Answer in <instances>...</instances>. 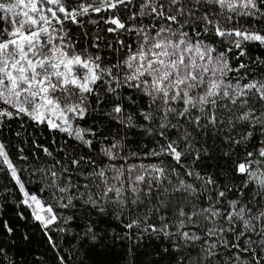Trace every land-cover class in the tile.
<instances>
[{"label":"snow or ice","instance_id":"snow-or-ice-1","mask_svg":"<svg viewBox=\"0 0 264 264\" xmlns=\"http://www.w3.org/2000/svg\"><path fill=\"white\" fill-rule=\"evenodd\" d=\"M102 12L109 14L107 18L100 17L109 25L105 31L116 37L115 45L107 43L106 47L116 52L126 50L123 58L111 65L103 64L99 55H93L87 49L77 51V42L66 28L67 22L83 27V17ZM121 13H124L123 18ZM239 18H251L264 24V0H139L138 3L137 0H0V123L6 118L27 117L37 124H47L51 129L66 133L91 149L93 140L87 137L95 136V133L81 128L76 121L88 114L89 96H95L97 103H102L97 92L102 83L116 100L109 115L127 127L137 125L132 115L126 113L123 89L147 99L140 116L149 126H139L150 134L155 130L164 141L148 155L158 159L171 157L181 167L182 160L188 156L193 157L194 164L202 154H207V149L196 148L193 132L201 135L231 133L242 126L248 131L239 134L240 139L231 135L223 139L233 144H245L254 133L264 137V80L241 83V78H236L233 83L228 74L239 73L246 65L241 63L233 69L226 54L218 52L209 43L213 37L227 39L241 50V55L245 54L242 45L247 42L264 45V29L239 25ZM234 20L239 26H224L231 25ZM99 22L89 20L95 25ZM120 36L131 37L132 43ZM101 40L99 34L92 38V46L97 52ZM231 50V47L227 49ZM123 99L135 103L131 97ZM171 130L177 134L175 139H169ZM120 150V141L101 149L109 161L123 160L124 163H109L90 174L93 179L98 177L104 188L100 195L97 186L96 199L89 191L86 203L97 206L104 201L124 209L129 203L133 206L143 205L145 201L151 204L156 192L154 210L159 213L161 208L175 206L168 200L169 188L165 187V183L172 185L171 176L178 180L171 191L189 194L181 199L190 202V197L196 194L197 190L180 178L174 167L165 166L163 160L150 165L127 164L131 157L120 156ZM256 155L264 158V147H259ZM253 156V152H248L246 162H240L236 171L248 177L245 187L254 182L258 186L255 195L264 199V171L258 173L254 168L255 164H264V160L251 159ZM89 162H92L90 158ZM73 164L79 165L80 160H73ZM0 166H6L19 185L23 203L32 208L34 219L45 229L56 224L60 217L53 205L45 204L25 189L3 142H0ZM185 174L202 180L203 186L215 184L211 177L205 179L195 171ZM51 175L54 180L58 178L55 171ZM73 186L69 181L59 188V192L67 193ZM53 187L57 185L53 184ZM217 195L225 197L226 193L219 191ZM161 196L164 198L160 199ZM59 199L67 201L60 205L67 208L72 206L74 197L61 196ZM227 203L230 209L226 215L214 206L203 209L193 206L191 212L180 207L174 212L178 218L177 230L186 224L210 221L213 226L207 230V235L220 236L221 246L237 249V264H261L264 260V206L253 212L249 204L239 200ZM219 217L228 227L216 226ZM147 219L148 215L137 218L127 227L175 235L168 231L165 216L158 215L159 228L146 224ZM238 222L242 223L239 232L236 230ZM4 227L12 232L6 222ZM229 233L233 234L232 242L227 239ZM252 233L259 239L254 240ZM180 235L191 240L200 239L196 235L189 236L187 231H181ZM241 238L247 242L243 247ZM49 241L55 248L51 237ZM215 247V243L209 247V254ZM244 253L246 257L242 255ZM58 260L60 264H66L63 256H58Z\"/></svg>","mask_w":264,"mask_h":264},{"label":"trees","instance_id":"trees-1","mask_svg":"<svg viewBox=\"0 0 264 264\" xmlns=\"http://www.w3.org/2000/svg\"><path fill=\"white\" fill-rule=\"evenodd\" d=\"M108 15L103 12L91 14L83 17V27L67 22L66 28L77 42V51L87 49L93 55H99L103 64L111 65L123 58L126 50L116 52L106 47L107 43L115 45L116 39L113 34L105 31L109 25L100 20L101 16L107 18ZM123 16L124 13H121V18ZM89 20L100 22L95 25L89 23ZM239 25L249 28L255 25L256 29H264V24L251 18H239ZM239 25L234 20L231 25L224 26ZM97 34L102 37L99 52L92 46V38ZM119 38L132 43L131 37ZM209 43L213 44L218 52L226 54L233 69L241 63L246 65L239 73L228 74L233 83L236 82V78H241V83L264 80V45L247 42L242 45L245 54L241 55V50L235 48L227 39L213 37ZM230 47L232 50L227 51ZM106 88L105 84L98 85L97 92L102 103L98 104L95 96H89L88 114L76 121L81 128L91 129L95 133V136L87 137L93 140L91 149L74 137L51 129L47 124H37L27 117L6 118L0 123V142L6 145L25 189L30 194L37 195L45 204H52L60 217L56 224L45 229L34 219L32 208L23 203V193L11 177L10 171L6 166H0L3 169L0 170V264H60L58 256H63L66 264H237L235 260L237 249L221 246L220 236L207 235V230L213 226L212 222L201 220L186 224L183 229L177 230L178 218L174 212L180 207H183L185 212H191L193 206L197 209L214 206L226 215L230 209L227 202L232 200L249 204L253 212L264 206V199L255 195L258 186L252 182L245 187L248 177L236 171V166L240 162H246L248 152L254 153L251 159L264 160L256 155V150L264 147V137L254 133L253 138L245 144H233L223 139L228 135L240 139L239 134L248 131L242 126H238L231 133L223 131L201 135L193 132L196 148L207 149V154H202L194 164L193 157L188 156L182 160L181 167L171 157L158 159L148 155L152 149H157L158 143L163 144L164 141L156 135L155 130L151 134L144 130L149 125L140 116V110L146 107L147 99L127 88L123 89L122 100L126 113L132 115L137 125L127 127L109 115L116 100L106 92ZM123 97H131L135 103H130ZM142 124L144 128L139 126ZM189 130L192 131L191 128ZM176 135L175 130L168 133L169 139H175ZM114 141L121 143L120 156L131 157L127 164L150 165L163 160L165 166L174 167L180 173V178L197 190L196 194L190 197V202L181 199L182 196L188 197L189 194L172 192L171 187L177 184L178 180L176 176H171L172 185L165 183V187L169 188L168 200L175 206L161 208L159 213L154 210L157 204L156 192L153 194L151 204L147 201L143 205L138 203L135 206L129 203L124 209L117 204L104 201L97 206L86 203L89 191L96 199L97 186L100 195L104 188L101 180L98 177L93 179L90 174L109 163L118 165L124 163L123 160L109 161L101 152L102 148ZM132 153L136 156H131ZM81 157L84 159L81 160ZM89 158L94 163L89 162ZM73 160H80V164L74 165ZM254 168L259 173L264 171V164H255ZM53 171L58 176L55 180L51 175ZM186 171H195L205 179L211 177L215 184L203 186L202 180L187 176ZM109 175L111 176V173ZM69 181L74 186L69 192L60 193L59 188L65 187ZM53 184L57 187H53ZM84 185L89 187L85 188ZM219 191H224L225 197H218ZM61 196L74 197L72 206L67 208L60 206L67 202L65 199H59ZM109 196L111 197V194ZM145 215H148L146 224H153L157 228L161 226L158 215L165 216L169 225L168 231L175 235L165 236L151 230L146 232L143 227H127L133 220L143 218ZM5 222L12 228L11 233L5 229ZM220 225L228 227L222 217L216 218V226ZM241 229L242 223L238 222L237 232ZM181 231H187L189 236H199L200 239L185 238L180 235ZM226 235L228 241L232 242L233 234ZM251 235L254 240L259 239L254 233ZM49 237L55 243V248ZM213 243L216 247L211 250L212 254H209V247ZM246 243L241 238V246H245ZM256 250L260 251L259 248ZM242 255L247 256L246 253ZM261 264H264V260Z\"/></svg>","mask_w":264,"mask_h":264}]
</instances>
